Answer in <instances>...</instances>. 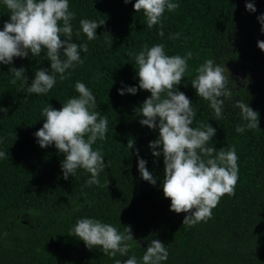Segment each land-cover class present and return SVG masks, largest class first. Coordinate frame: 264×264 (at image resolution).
Segmentation results:
<instances>
[{"label": "trees", "instance_id": "trees-1", "mask_svg": "<svg viewBox=\"0 0 264 264\" xmlns=\"http://www.w3.org/2000/svg\"><path fill=\"white\" fill-rule=\"evenodd\" d=\"M135 2L69 0V10L75 13L73 42H86L88 51L80 53L84 63L69 69L66 79L61 81L57 75L47 95L27 91L35 71L46 68L51 74L46 53L34 58L29 53L28 58H14L12 65L0 64V108L7 109V113L0 111V151L7 153L0 158V264H115V259H128L119 254L107 257L99 249L90 251L71 236L76 221L84 217L111 223L121 232L130 225L136 241L131 242L129 256L138 259L151 236L168 247L163 264H264V52L257 46L258 40L264 41L257 19L264 14V0H171L180 6L175 12L165 11L163 37L159 26L147 29L143 12L134 11ZM246 3H253L256 12H249ZM9 19L0 0V30ZM81 19L106 23L88 41ZM177 32L182 33L180 39H169ZM145 44L149 48L163 44L169 56L193 53L185 78L176 86L196 111L192 127L211 124L216 135L210 146L217 150L235 146L238 156L235 196L222 197L212 218L195 227L182 226L187 214L171 212V201L164 198L163 157H154L149 147L159 132L142 126L143 117L136 113L151 94L139 90L121 96L118 92L138 87L135 59L127 52L131 48L139 53ZM207 59L227 67L236 83V88L230 85L234 94L225 101V118L219 121L191 85L197 67ZM12 67L25 69L27 83H10ZM239 77L250 78L247 90H241L245 86ZM77 81L96 97L100 117L108 118L106 139L93 145L105 162L100 186L85 187L90 174L82 169L65 180L64 155L54 145L41 148L35 137L45 122L42 110L49 105L60 110L77 96ZM237 100L259 112L260 129L236 132L237 125L244 123L233 106ZM130 138L132 149L127 147ZM141 158L157 179L155 186L140 178Z\"/></svg>", "mask_w": 264, "mask_h": 264}, {"label": "clouds", "instance_id": "clouds-1", "mask_svg": "<svg viewBox=\"0 0 264 264\" xmlns=\"http://www.w3.org/2000/svg\"><path fill=\"white\" fill-rule=\"evenodd\" d=\"M124 3H132V0H124ZM3 5L10 19L0 30V64L12 65L14 58H28L29 53L33 58L40 57L42 52L46 53L45 58L51 62V74L46 68L35 71V78L27 91L47 95L56 84L57 75L61 81L66 79V73L71 75L69 69L84 63L80 53L88 51L86 42H73L71 22L75 13L69 10V0H3ZM179 6L171 0H136L133 8L136 13L143 12L147 29L159 26V35L163 37L165 11L175 12ZM246 9L256 12L253 3H246ZM257 19L261 33H264V14ZM105 23L102 19H81L80 28L91 41L97 37V29ZM80 34L76 32L77 37ZM181 35L177 32L171 34L169 39L178 40ZM257 46L264 52V41L258 40ZM127 55L135 59L139 85L122 88L118 92L121 96L126 92L136 95L139 90L151 94L136 113L143 117L140 120L142 126L159 132L158 138L149 147L154 157H163L164 177L161 187L164 198L171 201L170 211L187 214L182 223L184 227L206 223L212 218L213 209L222 197L235 196L239 168L235 146L219 150L210 146L209 142L216 135V129L211 124L192 127L196 111L189 98L176 86L185 78L189 69L188 61L192 59L193 53L188 51L185 56H169L163 44L150 48L145 44L139 53L129 48ZM196 72L195 79L191 81L196 94L208 102L216 121L224 119L225 101L231 100L234 94L230 85L236 88L230 70L213 59H207L197 67ZM10 74L14 76L11 84L15 85L18 80L27 83L24 68L12 67ZM238 79L245 86L241 90H247L250 78ZM75 91L78 95L68 99L60 110L50 105L42 110L45 122L35 137L41 148L54 145L64 155L61 169L65 180L82 169L90 174L85 187L100 186L99 174L104 171L105 162L101 151L94 150L93 145L98 140L106 139L108 118L106 115L100 117L96 97L84 83L77 81ZM233 106L239 109L244 122L237 125V133L242 134L246 129H260L258 111L243 100L235 101ZM0 111L7 113L5 108H0ZM127 147H134L133 139H129ZM136 155H139L138 150ZM6 156V152L0 151V158ZM146 165L144 159L138 160L140 178L155 186L157 179ZM70 235L83 241L90 251L99 249L110 258L118 254L128 257L126 260L115 259V264H163L169 256L168 247L151 236L146 238L150 242L142 258L138 259L134 254L129 256L131 242L135 240L130 225L121 232L111 223L84 217L76 221Z\"/></svg>", "mask_w": 264, "mask_h": 264}]
</instances>
